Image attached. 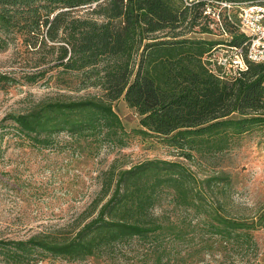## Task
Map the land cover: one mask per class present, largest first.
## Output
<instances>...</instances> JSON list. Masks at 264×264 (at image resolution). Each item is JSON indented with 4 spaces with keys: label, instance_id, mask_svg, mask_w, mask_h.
I'll list each match as a JSON object with an SVG mask.
<instances>
[{
    "label": "trees",
    "instance_id": "trees-1",
    "mask_svg": "<svg viewBox=\"0 0 264 264\" xmlns=\"http://www.w3.org/2000/svg\"><path fill=\"white\" fill-rule=\"evenodd\" d=\"M83 5L96 16L73 14ZM18 6L27 13L23 27L29 48L37 47L41 35L46 46L58 50L56 67L63 68L61 73L81 71L82 83L102 92L43 101L29 112L10 115L23 137L48 144L54 133L66 131L85 138L103 135L123 145L128 132L115 109V102L123 99L140 115L135 133L162 137L178 149L176 156L195 160L223 152L233 135L264 122V63H251L236 80L219 78L204 63L208 52L226 42L196 35L212 32L214 21L205 12L216 7L207 0H0V28H10V12ZM222 15L230 44H242L244 35L239 30L232 34L238 28ZM201 18L202 30L195 31ZM108 174L102 191L109 197L73 236L3 240L2 250L15 262L36 250L84 259L113 243L162 232L165 227L154 210L167 199L215 216L218 232L227 239L248 235L263 224L264 213L250 222L225 216L224 198L216 191L222 174L198 183L189 167L165 159Z\"/></svg>",
    "mask_w": 264,
    "mask_h": 264
},
{
    "label": "rangeland",
    "instance_id": "rangeland-1",
    "mask_svg": "<svg viewBox=\"0 0 264 264\" xmlns=\"http://www.w3.org/2000/svg\"><path fill=\"white\" fill-rule=\"evenodd\" d=\"M88 6L74 8L73 14L95 17ZM215 7L221 8L218 3ZM230 13L237 22L236 9ZM10 15V28H0V241L73 236L109 197L102 187L111 169L119 171L154 159L182 162L198 183L222 174V186L216 191L221 192L223 213L231 220L250 222L264 213V122L233 135L223 152L195 160L176 156L178 149L162 137L135 133L140 115L123 99L115 102L128 132L123 145L103 135L85 138L66 131L54 133L48 144L21 136L10 115L29 112L43 101L102 92L83 84L81 71L61 73L63 68L56 67L58 50L46 46L41 35L37 47L29 48L23 27L27 13L22 6ZM200 21L195 31L202 30L205 20ZM210 28L212 32L196 35L216 43L232 38L214 23ZM234 33L239 34L238 29ZM31 75L34 81L29 80ZM154 214L165 227L162 232L113 243L84 259L36 250L23 262H15L0 246V264H264V218L259 229L227 239L218 232L217 218L196 208L176 206L167 199Z\"/></svg>",
    "mask_w": 264,
    "mask_h": 264
},
{
    "label": "built area",
    "instance_id": "built-area-1",
    "mask_svg": "<svg viewBox=\"0 0 264 264\" xmlns=\"http://www.w3.org/2000/svg\"><path fill=\"white\" fill-rule=\"evenodd\" d=\"M210 3L220 4L216 10L208 7L206 14L212 17L226 36L225 20L222 9L228 20L235 23L239 32L244 35L245 41L240 45L230 44L231 39L219 44L208 52L203 60L210 72L221 79L236 80L245 72L251 63H264V0H207ZM236 9L237 22L233 20L230 11Z\"/></svg>",
    "mask_w": 264,
    "mask_h": 264
}]
</instances>
